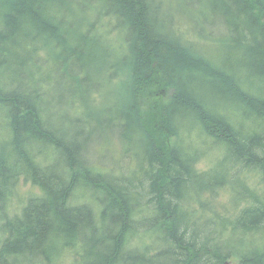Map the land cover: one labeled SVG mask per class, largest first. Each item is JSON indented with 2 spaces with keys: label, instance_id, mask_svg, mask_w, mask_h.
I'll return each instance as SVG.
<instances>
[{
  "label": "trees",
  "instance_id": "1",
  "mask_svg": "<svg viewBox=\"0 0 264 264\" xmlns=\"http://www.w3.org/2000/svg\"><path fill=\"white\" fill-rule=\"evenodd\" d=\"M109 19L122 41L113 62L97 31ZM103 67L118 85L93 106ZM0 109L12 135L0 264L66 248L80 264H264V0H0ZM195 129L221 152L209 172L186 142ZM115 130L135 147L133 179L84 156ZM22 176L40 194L8 215ZM79 184L99 190L97 207L75 199ZM226 185L227 200L192 204Z\"/></svg>",
  "mask_w": 264,
  "mask_h": 264
},
{
  "label": "rangeland",
  "instance_id": "2",
  "mask_svg": "<svg viewBox=\"0 0 264 264\" xmlns=\"http://www.w3.org/2000/svg\"><path fill=\"white\" fill-rule=\"evenodd\" d=\"M107 28V31H106ZM113 28V29H111ZM111 29V30H110ZM98 33L101 34V37L104 40V36L106 35L107 42L104 43L106 46V49L109 51L110 54V61L113 62L117 59L118 54L122 50V41L120 38V31H118V28H115L111 24V20L109 19V22H106V25L100 23L99 28L97 29ZM50 46V47H49ZM45 45L39 52V57L49 56L48 55V49H52L51 45ZM224 53V51H223ZM43 65L40 67L42 69L46 68L47 70L51 71L53 65V60L47 59L43 60ZM40 71V70H39ZM108 72H113L112 69H108L107 67H103L100 71H97L94 73V77L92 78L96 83H98V89H92L90 90L89 94V103L91 102L93 106H99L101 100L104 98L105 93L109 89H113L118 85L119 78L116 77V79L110 83V85H107L105 82L106 76ZM53 76L51 75V78ZM50 82L45 83L46 86L49 87ZM100 85V86H99ZM50 88V87H49ZM38 89L42 92L41 85H38ZM82 96L81 93L77 92V97ZM113 94H109V97H113ZM64 105H68L66 109H68L71 112H77V110H80L79 108L75 107V103L72 101L66 100ZM75 108H77L75 110ZM50 112V110H49ZM5 112H3L0 109V146L2 144H7V139L10 134V127L8 125V122L6 118L4 117ZM97 118H100V115L95 116ZM132 135V133H130ZM104 140V139H103ZM98 140L96 142H92L93 140H90L89 146L86 151H88L87 158L90 161L91 167L98 168L102 171H108L112 174L119 175L122 178L127 179H133L136 177V173L138 174L139 168H138V159L136 158V155L133 153H130L129 151H133V149L129 146L126 147L127 150L124 149V138L120 136V131L115 130L114 135L111 134L110 139L107 141ZM186 142L189 144V146L192 149H195L199 152H204L203 155L195 161V169L196 172H209L215 165L217 159L220 157L221 152L218 149V144L212 143L209 140L206 139L205 135L201 133L198 129L192 130L191 133L188 134L186 137ZM88 145V144H87ZM45 155H51V149H43L42 150ZM220 154V155H219ZM210 169V170H209ZM250 177V182L252 183L255 181V173H249L248 175ZM24 177L22 176L17 187H15V190L13 192V195H11L9 202L6 206V213L8 215L16 214L20 211L21 206L23 205L25 196L29 192H39L38 188L34 185H32L29 181L24 182ZM83 185V184H82ZM84 186V185H83ZM86 188L79 187L77 188L78 193L75 194V199L78 202H86L90 203L94 207L96 206V195L99 192V190H96L95 188H91L88 186H85ZM215 192L210 193L209 195L206 193H201L198 197V200H192V204L194 206H199L204 199L208 198V196L214 195V200H227L228 197H230L233 194L232 186L226 185L221 191L216 189ZM98 196V195H97ZM145 205V202H144ZM213 206V204H212ZM208 206H204V208H207ZM201 210V208H200ZM199 213V212H198ZM2 219L0 215V243L4 238V231L2 229ZM141 242L146 241L147 243L150 241L148 237L140 238ZM139 240L137 238L135 239V243L140 244ZM144 243V242H143ZM62 258H61V264H80L79 258H77V253L75 251L67 250ZM233 262H230L232 264Z\"/></svg>",
  "mask_w": 264,
  "mask_h": 264
},
{
  "label": "bare ground",
  "instance_id": "3",
  "mask_svg": "<svg viewBox=\"0 0 264 264\" xmlns=\"http://www.w3.org/2000/svg\"><path fill=\"white\" fill-rule=\"evenodd\" d=\"M120 72H122V71H120ZM54 82V81H53ZM79 86L81 87V84L79 83ZM11 139H12V135H11V133L9 134V137H8V139H7V144H2L1 146H0V151H6L7 150V147L9 146V144H10V141H11ZM127 140H126V138L124 139V141H123V143L124 142H126ZM127 146H129L128 145V143L126 144V147ZM129 147H131L132 149H133V151H129L130 153H134V149H135V147H133V146H129ZM87 155H88V151H86V152H84V156L85 157H87ZM218 161L220 162V158L218 159ZM146 184H148V181H144V184L143 185H145L146 186ZM79 187H82V189L84 188V186L82 185V184H79L77 187H76V189H75V192H74V195L76 194V193H78V191H77V188H79ZM38 194H40V192H29L26 196H25V200L29 197V196H33V195H38ZM79 194V193H78ZM83 202V201H82ZM80 240V238H76V241H74V242H76V244H77V242ZM1 245H2V242L0 243V247H1ZM71 248H66L65 250H63L62 252H60V254L58 253V252H55V250H51V252H50V254H49V256H44V255H39V256H37V255H32V256H30L29 257V260L30 261H32L33 263H35V264H56V262L58 263V264H61V258H62V256L66 253V252H68L67 250H70ZM28 255H31L32 253H30V252H28L27 253ZM35 254H36V252H35Z\"/></svg>",
  "mask_w": 264,
  "mask_h": 264
},
{
  "label": "water",
  "instance_id": "4",
  "mask_svg": "<svg viewBox=\"0 0 264 264\" xmlns=\"http://www.w3.org/2000/svg\"><path fill=\"white\" fill-rule=\"evenodd\" d=\"M229 264V263H228Z\"/></svg>",
  "mask_w": 264,
  "mask_h": 264
}]
</instances>
